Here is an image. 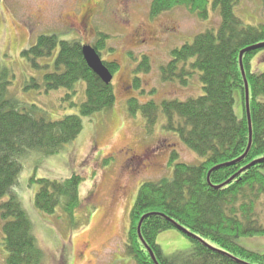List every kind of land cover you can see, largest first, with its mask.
Here are the masks:
<instances>
[{"label": "trees", "instance_id": "trees-1", "mask_svg": "<svg viewBox=\"0 0 264 264\" xmlns=\"http://www.w3.org/2000/svg\"><path fill=\"white\" fill-rule=\"evenodd\" d=\"M210 4L219 9V27L198 33L192 42L175 49L172 59L161 68L163 82L178 81L184 86L199 73L203 95L185 101L167 99L161 104L153 100L141 103L131 95L128 99L129 113H141L150 131L156 127L162 111L168 119L165 130L175 132L203 159L194 165L180 162L179 152L173 149L170 162L178 161L173 176L141 186L130 213L126 242V252L137 264H155L138 232L144 216L141 234L160 264H264V253L247 249L239 242L241 236H264V222L258 211L264 205V161L221 186L252 162L264 158V71L259 69L264 65L254 64L258 55L264 56V46L243 55L253 131L252 144L244 158L250 143V127L240 66L242 50L264 43V23L250 25L242 21L235 14L236 0H152L150 16L186 7L206 20ZM107 39L106 34L100 33L92 45L99 54L106 48ZM83 45L76 39L61 40L56 34L41 35L23 51L34 67L47 69L42 83L32 79L27 88L43 85L48 92L66 89L75 94L76 84L86 83L87 98L79 113L58 121L37 116L27 105L9 98V74L7 70L0 71V199L7 198L0 210L5 222L3 246L9 253L7 264H43L45 259L33 222L16 191L24 170L23 160L36 150L43 157L57 154L78 138L84 118L116 104L114 85L102 81L88 66ZM45 59L47 63L41 65L39 62ZM104 64L113 74L120 68L112 61ZM149 70V58L144 55L135 71ZM133 87L145 92L139 77L134 79ZM232 162L235 163L223 165ZM219 165L222 166L213 169ZM31 182L39 185L35 203L41 211L54 214L61 207L71 215L80 207L79 175L64 179L32 178ZM174 222L192 233H183L191 241V248L167 256L158 236L176 229ZM56 262L67 264L62 257Z\"/></svg>", "mask_w": 264, "mask_h": 264}, {"label": "rangeland", "instance_id": "rangeland-1", "mask_svg": "<svg viewBox=\"0 0 264 264\" xmlns=\"http://www.w3.org/2000/svg\"><path fill=\"white\" fill-rule=\"evenodd\" d=\"M151 2L0 0V71L7 70L9 74L7 94L37 116L58 121L78 114L87 98L83 81L76 84L75 94L66 89L48 92L43 85L27 88L32 79L42 83L47 72L44 67H34L23 55L39 36L56 34L61 40L76 39L93 45L104 33L109 39L100 56L120 66L113 74L116 104L112 108L84 118L78 138L57 154L43 157L36 150L23 160L24 170L16 191L45 252L43 264H57L60 257L67 264H137L127 254L126 242L130 213L141 186L173 176L178 162H170L173 149L179 152L180 162L194 165L203 161L175 132L165 130L168 119L162 111L150 131L141 113H129L128 99L131 95L141 103L153 100L161 104L167 99L185 101L203 95L199 73L184 86L178 81L163 82L161 68L172 59L175 49L192 42L198 33L219 27V9L210 4L206 20L186 7L151 17ZM234 10L246 24L264 23L263 0H236ZM140 31L143 34L138 36ZM144 55L149 58L150 70L136 72ZM260 55L254 60L255 66L264 65V56ZM259 69L264 71V66ZM136 77L141 78L144 93L133 87ZM126 154L136 158L131 160ZM73 175L82 178L80 207L73 214L67 215L61 207L54 214L37 208L39 185L31 182L32 178L64 179ZM6 200L0 199V206ZM258 211L264 222V205ZM3 223L0 210V264H7ZM239 242L247 249L264 253V236H241ZM158 243L167 256L191 248V241L177 228L162 232Z\"/></svg>", "mask_w": 264, "mask_h": 264}, {"label": "water", "instance_id": "water-1", "mask_svg": "<svg viewBox=\"0 0 264 264\" xmlns=\"http://www.w3.org/2000/svg\"><path fill=\"white\" fill-rule=\"evenodd\" d=\"M260 46H264V43L250 46V47L242 50L241 53H240V66H241V70H242L243 77H244V80H245V108H246L248 121H249V127H250V143H249L247 152L244 154V156L242 158H244L247 155V153H248V151L250 149V146L252 144V137H253L252 119H251V107H250V87H249V83H248V80H247V77H246V72H245L244 65H243V55L246 52H248V51H250L252 49H255L257 47H260ZM82 52H83L84 59L86 60L88 66L92 69V71L95 74H97L101 78V80L104 81L105 83H107V84L112 83L113 74L110 71V69L104 64V61L102 60V58H101L100 54L98 53V51L92 45L85 44V45H83ZM242 158H240L239 160H241ZM239 160H237V161H239ZM261 161H264V158H261L259 160H256V161L252 162L247 167L243 168L237 174L232 176L226 183H224L221 186H224V185H227V184L231 183L241 172H243L244 170L248 169L252 165H255L256 163H259ZM233 163H235V162L227 163V164H223V165H230V164H233ZM221 166L222 165L216 166L213 169H217V168H219ZM221 186H219V188ZM145 217L146 216H144L142 218V220L139 223V227H138V232H139V235H140V239L145 244V246H146L147 250L149 251V253L151 254V257H152L153 261L155 262V264H160L158 259H157V257H156V255H155V253L148 246V244L145 242V240H144V238H143V236L141 234V224H142V221H143V219ZM174 224H175V226H176V228L178 230L182 231L185 234L192 235V233L188 229L184 228L183 226H181L177 222H174Z\"/></svg>", "mask_w": 264, "mask_h": 264}, {"label": "flooded vegetation", "instance_id": "flooded-vegetation-1", "mask_svg": "<svg viewBox=\"0 0 264 264\" xmlns=\"http://www.w3.org/2000/svg\"><path fill=\"white\" fill-rule=\"evenodd\" d=\"M83 22H86V19H84ZM142 34H143V32H141V31H140V32H137V35H138V36H140V35H142ZM126 155H127V154H126ZM130 155H131V154H128V155H127L129 159L134 160V159L136 158V156L129 157Z\"/></svg>", "mask_w": 264, "mask_h": 264}, {"label": "bare ground", "instance_id": "bare-ground-1", "mask_svg": "<svg viewBox=\"0 0 264 264\" xmlns=\"http://www.w3.org/2000/svg\"><path fill=\"white\" fill-rule=\"evenodd\" d=\"M88 244V243H87ZM86 245V244H85ZM89 245V244H88Z\"/></svg>", "mask_w": 264, "mask_h": 264}]
</instances>
